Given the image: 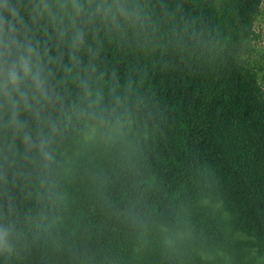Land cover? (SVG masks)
Masks as SVG:
<instances>
[{"label": "trees", "instance_id": "obj_1", "mask_svg": "<svg viewBox=\"0 0 264 264\" xmlns=\"http://www.w3.org/2000/svg\"><path fill=\"white\" fill-rule=\"evenodd\" d=\"M139 2L143 23L98 24L67 74L69 37L56 38L46 21L34 26L41 49L60 61L50 67L61 101L43 125L21 118L33 131L56 123V159L40 172L44 182L9 187L20 235L0 264L264 256V91L245 59L259 41L263 0ZM93 109L104 124L86 115Z\"/></svg>", "mask_w": 264, "mask_h": 264}, {"label": "clouds", "instance_id": "obj_2", "mask_svg": "<svg viewBox=\"0 0 264 264\" xmlns=\"http://www.w3.org/2000/svg\"><path fill=\"white\" fill-rule=\"evenodd\" d=\"M144 19L139 0H0V185L5 195L0 208V256L7 259L13 255L20 235L9 187L34 180L44 182L40 172L56 159L51 148L56 123L48 121V132L43 126L33 131L28 119L21 118L27 113L43 125L47 109L61 101L54 83L56 73L50 67L60 61L46 48L41 49L34 26L46 21L56 38L63 41L69 37V63L61 64L67 74L79 63L77 53L85 45L88 32L94 33L98 24L137 26ZM211 48L212 44H207L205 50ZM80 84L84 96L91 97L87 79ZM93 103L90 101V108ZM86 115L97 124L105 123L102 110L93 109Z\"/></svg>", "mask_w": 264, "mask_h": 264}, {"label": "rangeland", "instance_id": "obj_3", "mask_svg": "<svg viewBox=\"0 0 264 264\" xmlns=\"http://www.w3.org/2000/svg\"><path fill=\"white\" fill-rule=\"evenodd\" d=\"M255 29L259 36V41L254 44V53L245 56L248 65L257 73L259 84L264 91V0L261 6V13L255 22ZM259 264H264V256L259 258Z\"/></svg>", "mask_w": 264, "mask_h": 264}]
</instances>
